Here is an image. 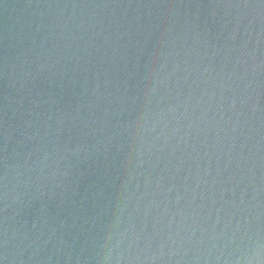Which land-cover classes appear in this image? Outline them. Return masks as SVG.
<instances>
[{
    "label": "water",
    "instance_id": "water-1",
    "mask_svg": "<svg viewBox=\"0 0 264 264\" xmlns=\"http://www.w3.org/2000/svg\"><path fill=\"white\" fill-rule=\"evenodd\" d=\"M0 264H264V0H0Z\"/></svg>",
    "mask_w": 264,
    "mask_h": 264
}]
</instances>
